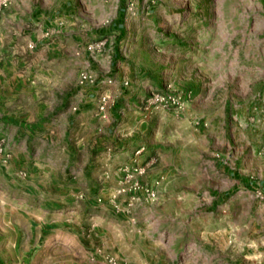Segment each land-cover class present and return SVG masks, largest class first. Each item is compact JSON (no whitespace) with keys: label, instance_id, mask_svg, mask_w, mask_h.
<instances>
[{"label":"rangeland","instance_id":"obj_1","mask_svg":"<svg viewBox=\"0 0 264 264\" xmlns=\"http://www.w3.org/2000/svg\"><path fill=\"white\" fill-rule=\"evenodd\" d=\"M0 42L47 103L105 76L113 51L179 100L130 165L96 135L65 147L64 123L56 145L47 122L0 129V264H264V0H0Z\"/></svg>","mask_w":264,"mask_h":264},{"label":"crops","instance_id":"obj_2","mask_svg":"<svg viewBox=\"0 0 264 264\" xmlns=\"http://www.w3.org/2000/svg\"><path fill=\"white\" fill-rule=\"evenodd\" d=\"M117 31L121 32L118 28ZM18 46L14 42L12 51H10L11 56L7 57L4 50L10 49V47H4V44L0 42V129L16 128L21 126V123H23L22 125L31 123L34 126L36 123L38 125L41 122H47V125L42 127L44 134L47 133L46 137L54 139L55 143L50 142L51 145H56L59 143V135L56 134V131L60 127L59 125L64 123L66 134L62 138L65 147L86 146L88 145L87 137L94 138L96 135L98 137L96 146L98 147L99 157L109 162L117 161V164L130 165L136 159L144 161L149 156V153L145 152L140 156H136L135 152L145 147L144 139L153 132L154 121H168V119L174 118L171 113L162 110H154L149 114L140 111L139 105L143 98L150 91L161 88L162 84L157 78L146 79L142 75L134 77L122 75L117 69L119 58L116 57L115 51L111 53L113 64H109L110 68H107L105 76H94L96 81L92 85L79 87L76 83L73 92L69 96H67L65 88L60 86L61 91H57L53 85L49 90V99H53L55 92L60 95L61 92H64L66 95L63 100L47 103L45 99H42L41 92L38 91L40 86L34 85V82L27 83L29 77L17 69V66L21 65V57L17 58L15 55L12 57V55L16 53L15 50ZM107 80H111V83H106ZM99 96L107 97L103 111L97 110ZM22 97L24 98L21 99ZM29 107L34 109L31 110ZM72 108H75V110H72ZM48 113L53 114L47 118ZM42 116H45L46 120L41 119ZM41 126H44V124ZM74 132L80 135L74 136ZM94 143L92 142V144ZM111 149L118 151L110 152ZM103 150H107V152L101 153L100 151ZM74 156L73 150L71 153L66 151L68 159ZM0 166L4 165L0 163ZM56 188L49 187V192L56 191ZM22 189H24L22 191L33 193L31 199L37 208L42 206V188L39 185L23 187ZM27 200H29V197H25L24 201L19 200L17 203L27 208L26 204H29L26 202ZM44 200L49 203H57L52 196L46 197ZM24 219V223L34 225L33 230L37 232L35 234H39L41 231L40 226L43 224L42 221L45 220V217L31 215L25 216ZM6 220L9 221V218ZM27 231L31 230L27 229ZM27 231L25 230V232ZM0 232H3V230L0 229ZM52 235L56 237L57 234L54 232ZM68 243L69 241L65 240V244H61V248L70 250Z\"/></svg>","mask_w":264,"mask_h":264},{"label":"built area","instance_id":"obj_3","mask_svg":"<svg viewBox=\"0 0 264 264\" xmlns=\"http://www.w3.org/2000/svg\"><path fill=\"white\" fill-rule=\"evenodd\" d=\"M96 79L89 75L86 72H83L79 75L77 80V86L82 87L85 85H92ZM106 83H111V80H107ZM126 84L125 82L123 83ZM107 102V97L105 96H99L98 98V111H103L104 106ZM145 108L144 110H148L149 113L154 110H166L168 108H179V100L174 97H169L168 95L164 94L163 92H158L157 90H152L149 92L147 98L144 101ZM72 110H75V108H72ZM1 151V149H0ZM135 153H138L136 151ZM1 162L3 164L6 163V157L2 158ZM23 176V174H21ZM104 264H115L113 258L111 257H104Z\"/></svg>","mask_w":264,"mask_h":264}]
</instances>
